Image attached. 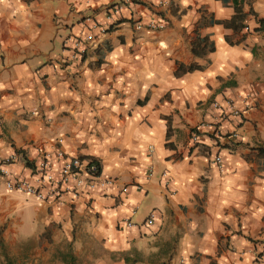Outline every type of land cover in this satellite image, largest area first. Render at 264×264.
<instances>
[{
    "label": "crops",
    "instance_id": "0c3cea01",
    "mask_svg": "<svg viewBox=\"0 0 264 264\" xmlns=\"http://www.w3.org/2000/svg\"><path fill=\"white\" fill-rule=\"evenodd\" d=\"M120 1L103 34L91 29ZM234 6L236 30L220 23ZM149 20L163 28L134 31ZM259 20L264 0H0V163L15 156L1 168L34 186L23 158L58 149L113 182L39 201L0 177V264H264ZM88 33L85 56L70 60ZM178 64L199 68L174 75ZM227 99L243 117L220 126L238 140L191 144L194 126L217 117L211 103Z\"/></svg>",
    "mask_w": 264,
    "mask_h": 264
},
{
    "label": "built area",
    "instance_id": "2783aa9c",
    "mask_svg": "<svg viewBox=\"0 0 264 264\" xmlns=\"http://www.w3.org/2000/svg\"><path fill=\"white\" fill-rule=\"evenodd\" d=\"M157 5L164 4V0H156ZM123 7L122 2H117L104 9L105 24L102 26L93 25L91 29L96 30L99 34H103L108 25L113 22L114 18L118 16ZM163 28L161 22H154L152 20L146 23H134V31L146 30L149 32L159 31ZM246 31L247 28H244ZM94 37L90 33L85 34L81 39H73L71 44L70 60H78L85 56L88 49V44L93 41ZM211 108L217 111V117L214 122H199L190 135L191 144L199 142L200 137H208L214 142L224 141L228 146L233 145L238 140L236 129L223 132L220 123L224 121L236 120V125L239 124L243 117V110H240L234 105L232 100H225L223 104L212 102ZM150 149V148H149ZM58 161L57 171L52 172L51 157ZM15 156L6 157L0 163V177H6L4 187L7 191H20L34 196L39 201H52L58 198L62 193L69 192L73 197H77L83 192H94L97 190H104L113 184L109 178L102 177L97 172V166L92 161H83L76 157H68L62 151L56 149L53 154L42 152L39 159L32 165L31 171L35 176V185L30 186L25 181L11 179L1 168L2 165L9 164ZM216 168L221 170V160L218 155L212 159ZM151 170H147L146 176H150ZM164 173L161 177H164ZM139 190L138 187H136ZM122 192L126 188H122ZM133 213V211L131 212ZM154 212H150L144 224L150 226L153 222ZM124 227L132 226L129 219H123L120 222Z\"/></svg>",
    "mask_w": 264,
    "mask_h": 264
},
{
    "label": "trees",
    "instance_id": "16d2710c",
    "mask_svg": "<svg viewBox=\"0 0 264 264\" xmlns=\"http://www.w3.org/2000/svg\"><path fill=\"white\" fill-rule=\"evenodd\" d=\"M243 14L240 12L239 8L234 6L233 7V15L232 17L230 18L229 21H226V22H220L224 27H232L234 30L238 29L239 27H241V21L243 20ZM258 25L261 27L264 22L259 20L258 22ZM212 46L210 45L208 47V51H212ZM199 67L195 66L194 64H189V65H183V64H178L177 65V68L175 70V73L174 75H179V74H182V73H185V72H189V71H192V70H195V69H198ZM258 152L259 154L261 155H264V148H259L258 149ZM23 162H24V165L28 168H30L32 166V164L28 161H26L24 158H23ZM93 163H95V165L97 166V172L100 173V167L99 165L94 162V160L92 161Z\"/></svg>",
    "mask_w": 264,
    "mask_h": 264
}]
</instances>
